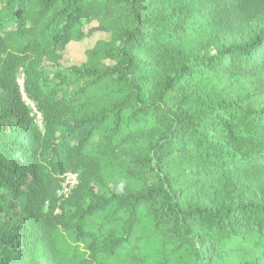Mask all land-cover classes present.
Listing matches in <instances>:
<instances>
[{
    "label": "trees",
    "instance_id": "16d2710c",
    "mask_svg": "<svg viewBox=\"0 0 264 264\" xmlns=\"http://www.w3.org/2000/svg\"><path fill=\"white\" fill-rule=\"evenodd\" d=\"M91 22L115 41L48 69ZM104 84L109 98L93 107L88 92ZM113 170L126 173L121 192L96 193ZM70 171L79 183L59 197ZM7 198L20 219L0 206V264H225L249 248L258 256L238 264H262L264 0H0Z\"/></svg>",
    "mask_w": 264,
    "mask_h": 264
},
{
    "label": "rangeland",
    "instance_id": "374dc122",
    "mask_svg": "<svg viewBox=\"0 0 264 264\" xmlns=\"http://www.w3.org/2000/svg\"><path fill=\"white\" fill-rule=\"evenodd\" d=\"M98 24L96 22H91L87 26H85L84 30L86 33V36L84 39L78 42H71L68 44L65 49L60 52L59 59H47L45 61V66L50 69L52 72L61 70V71H68L74 67L82 66L87 61V54L86 52L89 49H92L96 44L98 43H111L115 41V38L113 37V34L110 31H105L101 29H97ZM103 65H99V67L106 68V67H113L114 62L111 60H103ZM89 78L83 79L78 81L74 86H71L68 88V92L72 93L74 90L78 89L81 86H84L85 82H87ZM107 86L99 85L98 89L95 91H89V96H87V100L92 101L93 107L100 106L106 103L108 100V94L105 93ZM135 148L132 145L128 146V151H132ZM116 169V168H115ZM176 171H186L187 175L184 177L185 179V185L191 184L195 179L196 175L193 174L194 170L186 165L180 166L177 168ZM126 173L119 170H113L112 174L108 176L107 180L101 184V185H94V191L96 193H103V194H110L113 192L120 193L121 187L125 184ZM201 184L205 185L206 191L212 195L214 191H222V187H224V184H222L221 179L212 178V181L205 182V178L202 177L201 180H199ZM153 186V184H151ZM139 188V186H136ZM189 201H195L196 198L192 194V192L189 195ZM0 206L4 207L7 212L10 214V218L12 221L17 222L20 219V215L18 214V211L20 209L17 202L12 198H7L5 200H0ZM229 249V247L225 248ZM233 251L232 256L230 257L225 264H238L242 262L249 261L253 259L254 257L258 256V252L254 251L252 249L248 250H231ZM131 262H127L126 264H135L130 260ZM38 264H46L44 261H39ZM120 264V263H118ZM264 264V261L262 262Z\"/></svg>",
    "mask_w": 264,
    "mask_h": 264
},
{
    "label": "built area",
    "instance_id": "2783aa9c",
    "mask_svg": "<svg viewBox=\"0 0 264 264\" xmlns=\"http://www.w3.org/2000/svg\"><path fill=\"white\" fill-rule=\"evenodd\" d=\"M17 84L20 87L21 94L23 96V100L26 102L31 109V116L34 119L35 124L41 129L44 130V119L42 113L36 108L35 104L31 102L24 91V78L23 76H19L17 78ZM79 183V174L76 172H66L63 175V180L61 182V186L57 190V195L62 198H67L72 190Z\"/></svg>",
    "mask_w": 264,
    "mask_h": 264
}]
</instances>
